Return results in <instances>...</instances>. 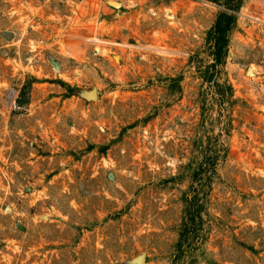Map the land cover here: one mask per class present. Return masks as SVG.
I'll return each instance as SVG.
<instances>
[{
    "label": "rangeland",
    "instance_id": "obj_1",
    "mask_svg": "<svg viewBox=\"0 0 264 264\" xmlns=\"http://www.w3.org/2000/svg\"><path fill=\"white\" fill-rule=\"evenodd\" d=\"M0 264H264V0H0Z\"/></svg>",
    "mask_w": 264,
    "mask_h": 264
},
{
    "label": "trees",
    "instance_id": "obj_2",
    "mask_svg": "<svg viewBox=\"0 0 264 264\" xmlns=\"http://www.w3.org/2000/svg\"><path fill=\"white\" fill-rule=\"evenodd\" d=\"M231 19L232 18L230 16L224 13H221L216 19L215 26L213 27L212 31L214 34H216L214 37V63L210 66V68L216 69L217 66L221 65L223 59L225 58V48L227 47V39L225 34L230 30V24L232 22ZM210 78L211 76L207 79Z\"/></svg>",
    "mask_w": 264,
    "mask_h": 264
}]
</instances>
